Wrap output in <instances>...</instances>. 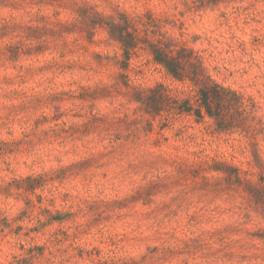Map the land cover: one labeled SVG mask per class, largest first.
<instances>
[{"label": "rangeland", "instance_id": "374dc122", "mask_svg": "<svg viewBox=\"0 0 264 264\" xmlns=\"http://www.w3.org/2000/svg\"><path fill=\"white\" fill-rule=\"evenodd\" d=\"M83 1L173 20L264 118V0H0V264H264V132L259 166L238 131L147 113L132 87L190 84L144 50L122 69Z\"/></svg>", "mask_w": 264, "mask_h": 264}, {"label": "trees", "instance_id": "16d2710c", "mask_svg": "<svg viewBox=\"0 0 264 264\" xmlns=\"http://www.w3.org/2000/svg\"><path fill=\"white\" fill-rule=\"evenodd\" d=\"M221 0H184L188 8H201L217 4ZM111 14L96 9L83 1L77 12L81 17V30L90 37L94 28H103L110 40L122 50L119 60L126 70L132 56L139 50L147 52L160 65L167 76L178 82H188L193 93L180 95L163 83L147 88L132 87L134 99L150 114L162 115L171 120L176 115H193L200 120L208 117L220 131H238L247 137L253 147V155L259 166L256 136L264 132V118L257 115L258 105L254 98L219 82L206 65V57L186 41L168 34L167 24L174 22L167 17L155 16L151 11L130 14L116 6ZM127 82V75L121 74ZM250 192L261 199L260 188L249 186Z\"/></svg>", "mask_w": 264, "mask_h": 264}]
</instances>
